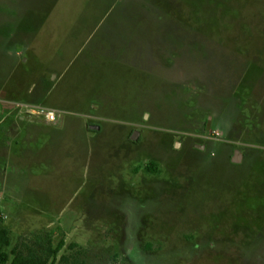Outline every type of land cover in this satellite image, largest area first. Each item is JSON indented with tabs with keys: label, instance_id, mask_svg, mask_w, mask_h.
<instances>
[{
	"label": "rangeland",
	"instance_id": "1",
	"mask_svg": "<svg viewBox=\"0 0 264 264\" xmlns=\"http://www.w3.org/2000/svg\"><path fill=\"white\" fill-rule=\"evenodd\" d=\"M0 37V65L28 41L0 100L66 112L34 126L0 102L11 244L48 232L76 245L55 264H209L195 218L258 200L264 0H0Z\"/></svg>",
	"mask_w": 264,
	"mask_h": 264
},
{
	"label": "flooded vegetation",
	"instance_id": "2",
	"mask_svg": "<svg viewBox=\"0 0 264 264\" xmlns=\"http://www.w3.org/2000/svg\"><path fill=\"white\" fill-rule=\"evenodd\" d=\"M2 101V100H0ZM258 124L264 125V90L258 97ZM263 124V125H262ZM91 125V124H90ZM102 127L96 132L101 131ZM138 133L136 129L131 134ZM131 135V136H132ZM138 139L135 140V143ZM244 158L242 153V159ZM260 181L257 185L258 200L254 206L241 205L239 216L227 219L223 216L214 217L210 223L197 219L194 229L193 246L195 254L200 259L205 251L209 264H264V169L259 173ZM238 219V220H236ZM209 225L206 228L205 225ZM211 226H213L211 230Z\"/></svg>",
	"mask_w": 264,
	"mask_h": 264
},
{
	"label": "trees",
	"instance_id": "3",
	"mask_svg": "<svg viewBox=\"0 0 264 264\" xmlns=\"http://www.w3.org/2000/svg\"><path fill=\"white\" fill-rule=\"evenodd\" d=\"M147 171H154L151 164L146 167ZM31 243L21 242L16 245L11 244L10 230L0 227V264H55L57 260L64 261V254L59 257L60 251L72 249L74 243L66 244L62 237L56 244L48 232L43 237L33 238ZM9 249V250H7Z\"/></svg>",
	"mask_w": 264,
	"mask_h": 264
},
{
	"label": "built area",
	"instance_id": "4",
	"mask_svg": "<svg viewBox=\"0 0 264 264\" xmlns=\"http://www.w3.org/2000/svg\"><path fill=\"white\" fill-rule=\"evenodd\" d=\"M0 102L9 105L14 110L16 118L29 125L55 126L60 118L66 115L62 109L36 103L20 100H2ZM6 219L7 216L0 212V220L3 222Z\"/></svg>",
	"mask_w": 264,
	"mask_h": 264
},
{
	"label": "crops",
	"instance_id": "5",
	"mask_svg": "<svg viewBox=\"0 0 264 264\" xmlns=\"http://www.w3.org/2000/svg\"><path fill=\"white\" fill-rule=\"evenodd\" d=\"M25 15H27V14H25ZM30 18H31V21L34 22V15L32 17H30ZM3 38H4V40H9L8 37H3ZM12 40H13V38L10 37V41L11 42H12ZM23 42L24 43L19 44L20 47H25L24 44H26L28 41L25 39V40H23ZM20 47L15 48L16 49L15 55H13V53H10L11 57L7 58V59H10V64H5V62H4V64L0 65V96L7 89V84L10 83L11 77H12L13 73L15 72L14 71L15 65L18 64L16 62L17 58L18 57H22L24 55V51ZM3 53H5V52H3ZM17 55H18V57H17ZM15 56L17 58H15ZM1 99L9 100L7 98H1ZM8 126H9V122L8 121L6 122L5 118H3V120H0V157L1 158H3L4 156L8 157L9 154H12L11 152H9L7 147L5 148V147L2 146L3 143L1 144L2 139H3V135L6 132L5 129ZM34 126H37V125H34ZM39 126H43V125H39ZM11 158L13 159L14 162H16L18 160L17 156L11 155ZM0 180L2 181L3 184H5V182L3 180V173L1 172V169H0ZM61 224H64V223H61ZM63 228L65 230H68V224L67 225H63Z\"/></svg>",
	"mask_w": 264,
	"mask_h": 264
},
{
	"label": "water",
	"instance_id": "6",
	"mask_svg": "<svg viewBox=\"0 0 264 264\" xmlns=\"http://www.w3.org/2000/svg\"><path fill=\"white\" fill-rule=\"evenodd\" d=\"M90 130H99L100 126L99 125H89L88 126ZM138 137V133H133V135L131 136L132 140H136ZM242 158V152L240 150H235L234 154L232 156V162L234 163H239L241 161Z\"/></svg>",
	"mask_w": 264,
	"mask_h": 264
},
{
	"label": "bare ground",
	"instance_id": "7",
	"mask_svg": "<svg viewBox=\"0 0 264 264\" xmlns=\"http://www.w3.org/2000/svg\"><path fill=\"white\" fill-rule=\"evenodd\" d=\"M206 164V163H205Z\"/></svg>",
	"mask_w": 264,
	"mask_h": 264
}]
</instances>
